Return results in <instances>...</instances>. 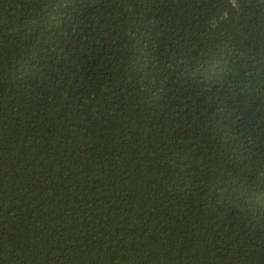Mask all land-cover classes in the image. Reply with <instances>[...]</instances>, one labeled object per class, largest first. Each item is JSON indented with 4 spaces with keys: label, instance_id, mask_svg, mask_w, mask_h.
Instances as JSON below:
<instances>
[{
    "label": "trees",
    "instance_id": "trees-1",
    "mask_svg": "<svg viewBox=\"0 0 264 264\" xmlns=\"http://www.w3.org/2000/svg\"><path fill=\"white\" fill-rule=\"evenodd\" d=\"M0 264H264V0H0Z\"/></svg>",
    "mask_w": 264,
    "mask_h": 264
}]
</instances>
